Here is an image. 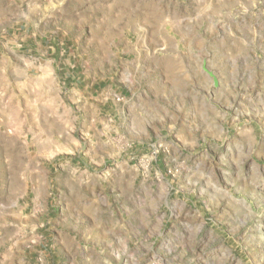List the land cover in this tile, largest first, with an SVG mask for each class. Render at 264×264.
I'll use <instances>...</instances> for the list:
<instances>
[{
    "label": "rangeland",
    "instance_id": "rangeland-1",
    "mask_svg": "<svg viewBox=\"0 0 264 264\" xmlns=\"http://www.w3.org/2000/svg\"><path fill=\"white\" fill-rule=\"evenodd\" d=\"M0 264H264V0H0Z\"/></svg>",
    "mask_w": 264,
    "mask_h": 264
}]
</instances>
